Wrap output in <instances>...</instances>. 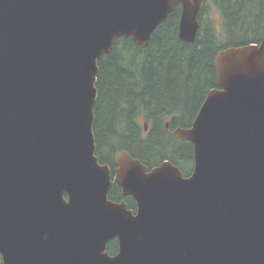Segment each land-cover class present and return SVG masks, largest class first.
<instances>
[{"label":"water","instance_id":"water-1","mask_svg":"<svg viewBox=\"0 0 264 264\" xmlns=\"http://www.w3.org/2000/svg\"><path fill=\"white\" fill-rule=\"evenodd\" d=\"M203 2L0 0L1 264H264V42L215 57L218 89L173 132L188 177L121 151L111 179L95 156L98 59L118 37L145 47L177 5L193 43Z\"/></svg>","mask_w":264,"mask_h":264},{"label":"trees","instance_id":"trees-1","mask_svg":"<svg viewBox=\"0 0 264 264\" xmlns=\"http://www.w3.org/2000/svg\"><path fill=\"white\" fill-rule=\"evenodd\" d=\"M210 3L218 10L220 27L206 18ZM179 18L177 6L145 47L130 37H118L109 53L98 59L92 133L99 164L114 168V155L125 151L148 170L168 161L188 177L192 146L177 140L172 130L189 128L208 92L218 89V53L261 42L264 0H204L193 43L178 38ZM108 199L124 201L135 212L134 200L124 197L117 185ZM106 251L116 254L117 241L109 242Z\"/></svg>","mask_w":264,"mask_h":264},{"label":"flooded vegetation","instance_id":"flooded-vegetation-1","mask_svg":"<svg viewBox=\"0 0 264 264\" xmlns=\"http://www.w3.org/2000/svg\"><path fill=\"white\" fill-rule=\"evenodd\" d=\"M177 6H179V5H177ZM176 6V7H177ZM180 8V7H179ZM153 34V33H152ZM197 35V34H196ZM152 36V35H151ZM151 38V37H150ZM196 39V38H195ZM264 42V35H263V37H262V39H261V42L260 43H257V42H254V43H250V44H256V45H260V44H262ZM204 102V101H203ZM203 104V103H202ZM202 106V105H201ZM165 127L166 128H168L169 127V123L167 122L166 124H165ZM177 128H175V129H173L172 130V134H173V132L176 130ZM144 133H146V131H147V124L146 123H144ZM173 136H174V134H173ZM175 137V136H174ZM176 138V137H175ZM177 139V138H176ZM177 140H179V139H177ZM181 141V140H180ZM185 142V141H184ZM121 152V151H120ZM119 153V152H118ZM117 154V153H116ZM115 154V155H116ZM115 155H114V157H113V161H114V165H115V167L114 168H110L109 166H108V168H109V170H110V175H111V179L114 177V174H115V169L117 168V165H116V163H115ZM102 165V164H101ZM107 166V165H106ZM183 176V175H182ZM113 185H116V184H113ZM112 185V186H113ZM118 186V185H117ZM121 190V189H120ZM0 264H1V260H0Z\"/></svg>","mask_w":264,"mask_h":264},{"label":"rangeland","instance_id":"rangeland-1","mask_svg":"<svg viewBox=\"0 0 264 264\" xmlns=\"http://www.w3.org/2000/svg\"><path fill=\"white\" fill-rule=\"evenodd\" d=\"M211 7H207V12H206V18H209L213 21V23L217 26L220 27V18H219V13L216 7H212V4L210 3ZM205 17V16H204Z\"/></svg>","mask_w":264,"mask_h":264},{"label":"bare ground","instance_id":"bare-ground-1","mask_svg":"<svg viewBox=\"0 0 264 264\" xmlns=\"http://www.w3.org/2000/svg\"><path fill=\"white\" fill-rule=\"evenodd\" d=\"M220 11V10H219ZM209 19V18H208Z\"/></svg>","mask_w":264,"mask_h":264}]
</instances>
